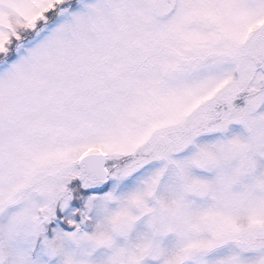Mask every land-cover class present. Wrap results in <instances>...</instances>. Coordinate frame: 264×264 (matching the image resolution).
Wrapping results in <instances>:
<instances>
[{
	"label": "snow or ice",
	"instance_id": "snow-or-ice-1",
	"mask_svg": "<svg viewBox=\"0 0 264 264\" xmlns=\"http://www.w3.org/2000/svg\"><path fill=\"white\" fill-rule=\"evenodd\" d=\"M0 264H264V0H0Z\"/></svg>",
	"mask_w": 264,
	"mask_h": 264
}]
</instances>
